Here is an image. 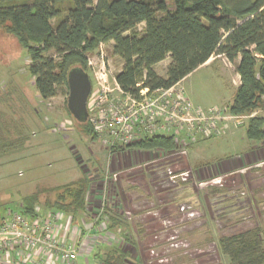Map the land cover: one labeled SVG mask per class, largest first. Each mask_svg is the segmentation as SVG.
<instances>
[{
	"label": "rangeland",
	"instance_id": "rangeland-1",
	"mask_svg": "<svg viewBox=\"0 0 264 264\" xmlns=\"http://www.w3.org/2000/svg\"><path fill=\"white\" fill-rule=\"evenodd\" d=\"M100 54L111 90L108 102L129 103L113 81L121 61L112 54V43H100L88 54L91 84ZM168 63L166 58L155 71L164 76ZM204 64L180 85L195 107L222 110L218 135L190 137L195 141L183 149L175 144L173 151L124 149L121 141L110 147L105 134L91 140L79 132L66 108L68 89L59 88L46 101L39 98L25 51L0 30V114L23 127L27 137L22 150L0 157V217L19 210L34 193L36 217H48L42 212L45 200L84 175L90 183L82 213L88 224L77 230L86 237L84 248L96 241L136 251L128 264H229L217 239L264 223V143L245 134L250 118L264 119V108L231 115L227 108L239 84L235 64L221 55ZM76 264L101 260L82 257Z\"/></svg>",
	"mask_w": 264,
	"mask_h": 264
},
{
	"label": "trees",
	"instance_id": "trees-1",
	"mask_svg": "<svg viewBox=\"0 0 264 264\" xmlns=\"http://www.w3.org/2000/svg\"><path fill=\"white\" fill-rule=\"evenodd\" d=\"M0 30L25 51L42 101L56 96L59 88L68 89L72 68L88 74V54L100 43H112V54L121 61L114 80L124 95L139 99L143 89H168L221 55L235 64L239 78L227 112L240 116L264 108V0H0ZM166 58L169 63L160 76L155 66ZM5 120L0 114V157L27 144L24 128ZM73 121L85 137H97L89 119ZM245 134L249 141L264 143V119L250 118ZM174 146L172 137L154 135L124 149L173 151ZM89 187L83 175L58 189L53 200H45L42 210L70 216L76 223L86 211ZM38 197L25 198L18 211L36 217ZM216 245L229 264H264V223L221 235ZM131 257V251L112 247L98 259L101 264H128Z\"/></svg>",
	"mask_w": 264,
	"mask_h": 264
},
{
	"label": "built area",
	"instance_id": "built-area-1",
	"mask_svg": "<svg viewBox=\"0 0 264 264\" xmlns=\"http://www.w3.org/2000/svg\"><path fill=\"white\" fill-rule=\"evenodd\" d=\"M98 60L100 65L91 75L93 84L87 110L94 131L98 135L105 134L106 143L111 142L110 147L116 141L124 143V148L143 136L164 135L172 137L176 146L183 149L192 139L190 137L207 139L222 130V110L195 107L180 85L181 81L151 93L143 89L139 99L125 94L129 103L114 105L108 102L111 90L107 86V71L101 54ZM113 81L115 83L114 78ZM47 214L48 217H28L13 210L0 217V264H76L80 246L72 240L77 228L72 226L71 217L61 213Z\"/></svg>",
	"mask_w": 264,
	"mask_h": 264
},
{
	"label": "water",
	"instance_id": "water-1",
	"mask_svg": "<svg viewBox=\"0 0 264 264\" xmlns=\"http://www.w3.org/2000/svg\"><path fill=\"white\" fill-rule=\"evenodd\" d=\"M67 87V110L75 121L85 123L88 119L87 99L91 90L88 74L81 68H72L67 74Z\"/></svg>",
	"mask_w": 264,
	"mask_h": 264
},
{
	"label": "crops",
	"instance_id": "crops-1",
	"mask_svg": "<svg viewBox=\"0 0 264 264\" xmlns=\"http://www.w3.org/2000/svg\"><path fill=\"white\" fill-rule=\"evenodd\" d=\"M208 62V61H207ZM206 62V63H207ZM205 64H203L202 66H204ZM202 66H200V67H202ZM185 79V78H184ZM183 79V80H184ZM182 80V81H183ZM181 81V82H182ZM118 159V158H117ZM234 165V164H233ZM232 166V165H231ZM236 165H234V167H235ZM88 205V204H87ZM42 212H45V211H42ZM83 215H84V213H83ZM83 215L82 214H80L79 215V217L77 218V221H76V223H74V227L75 228H77V230L79 229V228H82V226L85 224V225H87L88 223H87V220H85L84 219V217H83ZM62 224V223H61ZM81 226V227H80ZM77 230H76V232L74 233V235L72 236L73 238H72V240H74V241H78L79 242V246H80V249H79V256H78V259H82V257H83V259H85V258H87V257H91L92 259H94V258H98V253L99 254H102V253H100V251L101 252H105V254L112 248V247H114V246H112L111 244H107V243H98V242H96V241H93V243H90L89 244V246L87 247V245H86V248H84V243L87 241V240H85L86 239V237H84V236H82L81 234H79L80 233V231H79V233L77 232ZM110 243V242H109ZM81 244V245H80ZM104 248V249H103ZM83 249H84V251L86 252V253H81V251H83ZM105 250V251H104ZM125 250H127L128 251V249H125ZM83 251V252H84ZM129 251H132V250H129ZM131 254H132V256L134 257V258H137V255H138V253H136V251L134 252V251H132L131 252ZM87 260V259H86Z\"/></svg>",
	"mask_w": 264,
	"mask_h": 264
}]
</instances>
